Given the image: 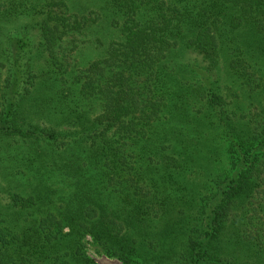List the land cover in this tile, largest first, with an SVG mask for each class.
<instances>
[{
	"label": "trees",
	"instance_id": "trees-1",
	"mask_svg": "<svg viewBox=\"0 0 264 264\" xmlns=\"http://www.w3.org/2000/svg\"><path fill=\"white\" fill-rule=\"evenodd\" d=\"M264 264V0H0V264Z\"/></svg>",
	"mask_w": 264,
	"mask_h": 264
},
{
	"label": "rangeland",
	"instance_id": "rangeland-1",
	"mask_svg": "<svg viewBox=\"0 0 264 264\" xmlns=\"http://www.w3.org/2000/svg\"><path fill=\"white\" fill-rule=\"evenodd\" d=\"M92 257L93 259L98 263V264H119L117 261L115 260H110V259H107L105 257H99V256H94L92 254Z\"/></svg>",
	"mask_w": 264,
	"mask_h": 264
}]
</instances>
